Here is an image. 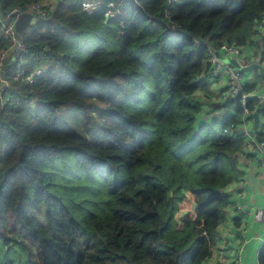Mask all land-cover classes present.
I'll return each instance as SVG.
<instances>
[{
	"label": "trees",
	"instance_id": "trees-1",
	"mask_svg": "<svg viewBox=\"0 0 264 264\" xmlns=\"http://www.w3.org/2000/svg\"><path fill=\"white\" fill-rule=\"evenodd\" d=\"M82 1L59 0L1 69L0 264H202L245 134L237 99L199 120L194 92L211 49L249 43L264 0H102L91 14Z\"/></svg>",
	"mask_w": 264,
	"mask_h": 264
},
{
	"label": "crops",
	"instance_id": "crops-1",
	"mask_svg": "<svg viewBox=\"0 0 264 264\" xmlns=\"http://www.w3.org/2000/svg\"><path fill=\"white\" fill-rule=\"evenodd\" d=\"M245 53L253 54L255 59L260 54L261 63L264 65V26L253 25L249 43L245 45ZM201 76V85L194 92L195 101L200 106L198 119L231 115L233 103L223 104L226 99L222 94L226 82L223 72L218 77H209L207 73H202ZM242 78L243 84H254L251 90L253 93L264 97V76L257 71H251L242 73ZM260 102L264 107V98ZM218 105L221 107L218 108ZM259 118L260 124L256 131L264 130V112L259 114ZM237 128L243 134L246 133L243 146L236 157L239 176L225 189L229 196V205L224 208L223 220L215 230L211 254L202 264H232L242 245L240 264H259L258 250L264 242V223L255 221L254 212L264 207V167L252 151L251 142L255 141L256 131L253 137L247 133L252 128V119L248 118L245 129L240 126Z\"/></svg>",
	"mask_w": 264,
	"mask_h": 264
},
{
	"label": "built area",
	"instance_id": "built-area-1",
	"mask_svg": "<svg viewBox=\"0 0 264 264\" xmlns=\"http://www.w3.org/2000/svg\"><path fill=\"white\" fill-rule=\"evenodd\" d=\"M58 1L59 0H39L30 2L21 8H14L6 12L0 11V36L6 39L8 42L7 47L0 51V71L5 61H11V63H13L19 54L25 52V46L15 31L14 22L16 16L24 12L32 14L37 21L45 20L50 15L51 10L54 9ZM80 6L83 12L91 14L101 8L102 0H83ZM105 8L106 9L103 13L104 17L111 18L118 14V11L115 9L112 2L105 4ZM255 25L258 27H263L264 16L261 17V19L255 23ZM213 51H217L223 57L235 59L241 67L253 63L255 61V57L253 54L251 55L245 53V46H236L234 44L224 42L217 50L210 51L207 61L209 67L206 73L209 77H218L221 72H223L225 76V89L222 93L224 97L231 98L239 92L237 100L240 106L243 108V115L238 126H240L242 129H245L246 122L250 115L249 109L245 106L247 100L250 98H255L260 101L264 97L257 95L252 91L243 90L242 87L244 84L242 73H240L238 70L230 68L225 63L216 60ZM43 69V66L36 67L35 70L30 75L25 76L24 79L29 83L32 76L41 73ZM21 76V71H17L14 79H18ZM251 145L253 148L252 151L257 155L260 165L264 167V142H256L253 140ZM237 208L239 209V207ZM254 219L257 222L264 223V207L254 212ZM242 247L243 245L239 247L238 253L232 264H240V253L242 251Z\"/></svg>",
	"mask_w": 264,
	"mask_h": 264
},
{
	"label": "water",
	"instance_id": "water-1",
	"mask_svg": "<svg viewBox=\"0 0 264 264\" xmlns=\"http://www.w3.org/2000/svg\"><path fill=\"white\" fill-rule=\"evenodd\" d=\"M105 21H107V17H105ZM36 18L30 14V13H20L16 16L15 22H14V27L17 35L19 36L20 39L24 37L25 31L28 27L34 26L37 24ZM212 50V49H211ZM213 54L216 58V60L225 63L227 66L234 70H238L240 73H246V72H251V71H257L259 75L264 76V65L261 63V55L257 54V57L255 61L249 65L241 67L239 63L235 59H229L226 57H223L220 53L217 51H213ZM6 80H5V75L4 72H0V91L6 87ZM239 95V92L231 97V98H226L223 102L224 105H228L230 102H233L237 99ZM1 105V102H0ZM260 110L257 109L253 112L250 113L249 117L252 119V128L247 131L248 135L253 137L254 131H256L259 127L260 124V118H259Z\"/></svg>",
	"mask_w": 264,
	"mask_h": 264
},
{
	"label": "rangeland",
	"instance_id": "rangeland-1",
	"mask_svg": "<svg viewBox=\"0 0 264 264\" xmlns=\"http://www.w3.org/2000/svg\"><path fill=\"white\" fill-rule=\"evenodd\" d=\"M252 72H254V71H252ZM6 84H7V82H6ZM61 113L65 116V118H68L71 120H76L79 117V113L76 112V110L73 109L72 107L64 108L63 110H61ZM92 116H93V119H97L98 114L94 113ZM78 124H80V122H78ZM16 256H18V252L16 253Z\"/></svg>",
	"mask_w": 264,
	"mask_h": 264
},
{
	"label": "bare ground",
	"instance_id": "bare-ground-1",
	"mask_svg": "<svg viewBox=\"0 0 264 264\" xmlns=\"http://www.w3.org/2000/svg\"><path fill=\"white\" fill-rule=\"evenodd\" d=\"M104 4H105V3H104ZM104 4H103V5H104ZM242 133H243V132H242Z\"/></svg>",
	"mask_w": 264,
	"mask_h": 264
}]
</instances>
